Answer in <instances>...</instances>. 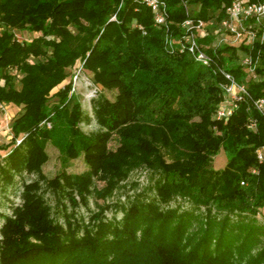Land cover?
Returning <instances> with one entry per match:
<instances>
[{"label": "trees", "instance_id": "16d2710c", "mask_svg": "<svg viewBox=\"0 0 264 264\" xmlns=\"http://www.w3.org/2000/svg\"><path fill=\"white\" fill-rule=\"evenodd\" d=\"M184 1L193 19L206 23L198 43L246 85L252 100L264 99V43L211 47L233 0ZM167 7L164 28L140 0H0V106L22 109L11 140L0 146L6 151L0 182H11L13 173L35 174L74 207L75 197L86 206L89 196L104 201L131 170L146 168L160 176V204L186 199L205 209L204 224L196 228L192 215L174 211L147 218L145 207L132 206L121 225L100 220L101 211L90 225L66 216L62 226L33 181L0 229V264H264V227L243 218L264 211V163L256 157L264 149V119L249 101L226 120L215 119L225 81L187 52L168 49L167 37L180 38L186 16L178 0H167ZM15 31L39 36L20 42ZM246 55L257 64L256 80L240 64ZM80 65L95 85L116 92L113 101L92 106L100 128L93 135L78 128L83 115L71 81L51 95ZM12 70L21 75L18 89ZM50 99L58 102L49 107ZM48 142L63 162L82 157L87 172L46 180ZM219 154L225 166L215 170Z\"/></svg>", "mask_w": 264, "mask_h": 264}, {"label": "rangeland", "instance_id": "374dc122", "mask_svg": "<svg viewBox=\"0 0 264 264\" xmlns=\"http://www.w3.org/2000/svg\"><path fill=\"white\" fill-rule=\"evenodd\" d=\"M1 31V29H0ZM15 36L20 42H29L34 38H37L39 34L28 31H15ZM217 44V43H216ZM31 61H34L31 59ZM14 76V87L18 89L20 87L19 80L21 75L16 71H10ZM73 75V74H72ZM71 75V77H72ZM84 76L89 78L91 82L92 75L84 71ZM70 77V78H71ZM67 80L52 90L51 95L55 94L63 88L70 80ZM98 87V93L91 100V105L88 103V95L92 89H88L83 84H78L75 90V97L80 105V110L83 115L78 128L85 135H93L100 131L99 126L96 123L93 114V105L98 99H107L113 101L116 92L107 91ZM58 102L57 99H50L48 106L52 107ZM21 108L15 106L2 105L0 106V146H4L12 138L11 125L13 120L20 115ZM51 125L47 127L50 129ZM109 146L114 149L115 143L110 142ZM45 151L48 157L47 162L42 165L41 172L46 180L53 179L56 175L65 171L68 174H82L87 172L88 168L85 165L82 157L63 162L59 154V151L50 142L45 146ZM6 151H0V164L6 167L5 160ZM166 160L168 161L167 157ZM225 166V158L222 154L214 157L212 161V168L220 170ZM160 176L151 172L146 168L133 169L128 173L126 179L118 184V187L113 191L112 195L106 198L104 201L96 200L93 195L88 197L87 205H81L78 197H75L77 206H73L72 202L68 199L65 192L52 190L46 185L45 181L38 180V176L35 174H27L25 172L13 173L11 182H0V229L4 224L6 217H14V209L21 206V195L23 192V186L33 181H39L42 198L50 208L51 217L54 222L65 226V218L70 217L74 224L90 225L92 223V217L95 214L103 211L101 219L103 222H109L112 225H121L123 216L132 207L137 208L145 207L143 215L149 218L151 215H155L157 211L165 213L167 211H174L176 214H190L193 217L192 224L196 228L202 227L205 218V209L203 207H196L192 205L186 199L175 197L171 202L166 205H162L157 201L155 184L159 180ZM97 189H100L103 184L100 182L94 183ZM150 207V208H149ZM153 207V208H152ZM152 208V210H150ZM245 223L253 224L256 226L264 227V211H260L255 216L245 215L243 216ZM234 222L238 221V218H232ZM157 225V223H156ZM174 222H171V226ZM234 233V232H232ZM82 231L80 230L76 237H81ZM109 238L111 235L108 234ZM234 235H240L238 231ZM243 235V234H241ZM1 240V235H0ZM254 254V252H252Z\"/></svg>", "mask_w": 264, "mask_h": 264}, {"label": "built area", "instance_id": "2783aa9c", "mask_svg": "<svg viewBox=\"0 0 264 264\" xmlns=\"http://www.w3.org/2000/svg\"><path fill=\"white\" fill-rule=\"evenodd\" d=\"M141 3L150 9L153 14V21L156 27L168 26V7L167 0H140ZM184 9L186 19L181 28L183 34L177 41L169 36L166 39L168 49L173 53L175 51L187 52L193 60L199 65L211 68L224 79L221 88L223 91V101L216 110L215 119L218 121L226 120L237 109L241 102L249 101L252 107L264 119V99L252 100L246 85L237 84L230 73H228L218 63L217 59L209 55L203 46L198 43V35L204 31L206 23L202 20L192 18L190 7L184 0H178ZM244 41L250 47L254 43H264V0H233L225 11V18L218 25V35L212 44V48H217L222 44L237 45ZM217 43V44H216ZM240 64L248 72L251 79L256 80L255 74L256 62L249 55L240 60ZM78 84H83L88 89H92L87 96L88 103L98 93V87L84 76L82 65L77 67L71 78V95L75 94V88ZM91 105V103H90ZM47 127L49 123H45ZM249 126L254 128V121H250ZM20 141L17 142V144ZM256 157L259 163H264V149L256 151ZM255 173V171H252Z\"/></svg>", "mask_w": 264, "mask_h": 264}, {"label": "crops", "instance_id": "0c3cea01", "mask_svg": "<svg viewBox=\"0 0 264 264\" xmlns=\"http://www.w3.org/2000/svg\"><path fill=\"white\" fill-rule=\"evenodd\" d=\"M9 106H12V105H9Z\"/></svg>", "mask_w": 264, "mask_h": 264}]
</instances>
